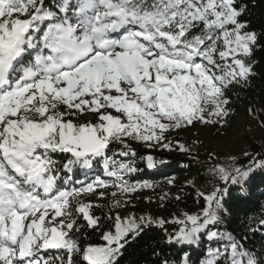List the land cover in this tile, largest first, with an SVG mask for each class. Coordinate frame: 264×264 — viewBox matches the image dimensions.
I'll return each mask as SVG.
<instances>
[{
    "label": "snow or ice",
    "instance_id": "snow-or-ice-1",
    "mask_svg": "<svg viewBox=\"0 0 264 264\" xmlns=\"http://www.w3.org/2000/svg\"><path fill=\"white\" fill-rule=\"evenodd\" d=\"M57 7L45 9L44 0H0V264H41L39 253L49 249L66 254L55 256L60 264H74V254L86 264H118L129 234L134 238L152 221L117 215L114 233L101 235L104 245L81 249L71 236L81 227L76 215L89 228L100 222L92 205L77 198L109 184L97 178L61 190V165L53 154H63L64 172L91 168L93 159L103 158L121 195L149 187L123 180L136 169L109 157L110 145H123L127 150L119 155L128 156L126 140L160 144L165 133L194 122L222 123L229 111L225 90L252 73L247 60L257 35L240 19L247 6L235 0H62ZM85 114L96 122H74ZM218 172L227 182L229 174ZM235 172L233 183L247 176ZM223 191L204 195L203 218L174 220L183 226L170 240L194 242L217 219L213 205ZM226 238L229 243L204 264H220L221 257L223 264H264Z\"/></svg>",
    "mask_w": 264,
    "mask_h": 264
},
{
    "label": "trees",
    "instance_id": "trees-1",
    "mask_svg": "<svg viewBox=\"0 0 264 264\" xmlns=\"http://www.w3.org/2000/svg\"><path fill=\"white\" fill-rule=\"evenodd\" d=\"M72 2L75 3V0ZM235 2L237 6H247L240 19L248 24L249 31L256 33L257 43L247 60L251 64L252 73L246 80L231 84L225 90V95L229 102H250L254 106L248 116V123L230 146L211 149L205 161L201 160V155L196 150L189 148L194 146L193 143L177 136L167 138L164 135L165 138L160 144L155 141L150 145L145 143L141 149L130 147L132 151L128 156L119 155L122 150H127L123 145L116 142L110 145V150L107 151L109 157L136 169L134 172L123 173V180L128 184L165 186L162 193L143 200L145 207L139 214L120 217L122 220L134 217L137 221L143 217L152 223L142 226V230L134 238L129 234L128 242L116 257L118 264H204L211 258L210 252L218 248L222 250L229 243L227 236L243 244L258 262H264V167L257 166L260 161H264V0ZM60 3L62 0H44V7L57 11ZM47 23H42L40 27L46 30ZM34 35L38 39L43 33ZM24 63L27 64L28 59ZM164 144L169 147H163ZM149 157L152 161L151 167ZM53 159L61 165L60 178L57 181L61 190L80 189L97 178L106 181L109 186L116 182L114 177L106 174L103 158L93 159L91 168L75 165L71 172L63 171V154L54 153ZM221 168L229 174L227 182L220 178L218 169ZM237 168L241 172H247V176L237 177V182L233 183L231 176L237 175ZM184 178L187 179L186 183L178 188L174 181ZM149 187L139 189L146 190ZM216 189L227 191H223L219 197V205H213L217 217L215 222L199 233L197 239L190 244H176L171 241L170 237L183 226L173 221L184 220L187 216L203 218L202 212L206 207L204 195ZM90 213L99 218V226L86 227L82 215L77 214L80 231L71 233L81 249L88 245H104L105 242L100 236L103 227L104 232L115 231V219L112 221L106 217L100 206H92ZM160 221L164 223L161 225ZM209 232H216L218 235L210 239ZM57 255L66 254L63 250H41V264L43 260H48L49 264H60L59 260H54ZM73 262L86 264L81 254H74ZM220 264H223L222 257Z\"/></svg>",
    "mask_w": 264,
    "mask_h": 264
},
{
    "label": "rangeland",
    "instance_id": "rangeland-1",
    "mask_svg": "<svg viewBox=\"0 0 264 264\" xmlns=\"http://www.w3.org/2000/svg\"><path fill=\"white\" fill-rule=\"evenodd\" d=\"M226 107L229 109V111L228 115L223 118L222 123L204 124L200 122H194L185 129H174L165 133L164 135H166L167 138L173 136L182 137L193 143L195 147L189 146V148L196 150V153L199 156L201 155V160L205 161L206 158L209 157L211 149H224L234 142V138L238 136L247 125L248 116L254 109V106L250 102H244L241 104L229 102ZM74 122L95 123L96 121L92 114H85L82 117L74 118ZM219 126L225 127L219 128ZM126 143L129 145V147L136 149H141L143 144H145L144 142H136L132 140H126ZM186 181L187 179L184 178L181 180H175L174 182L178 188H181L182 185L186 183ZM164 188L165 186L163 184H155L146 190L138 189L135 192L121 195L118 189L109 186L107 188H98L96 189L95 193L85 194L79 196L77 199L81 203L91 204L92 206H100L106 213V217L111 218L113 221L117 215L124 217L126 214H139L145 207L143 205V200L162 193ZM101 192L103 193V196L99 195ZM113 193H116V196H113ZM117 200L120 201L119 207L115 206ZM104 231L105 227L101 229L100 236Z\"/></svg>",
    "mask_w": 264,
    "mask_h": 264
}]
</instances>
